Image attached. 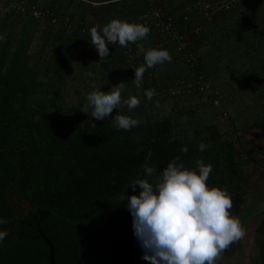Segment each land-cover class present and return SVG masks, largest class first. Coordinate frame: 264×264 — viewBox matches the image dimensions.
Instances as JSON below:
<instances>
[{
    "label": "trees",
    "instance_id": "16d2710c",
    "mask_svg": "<svg viewBox=\"0 0 264 264\" xmlns=\"http://www.w3.org/2000/svg\"><path fill=\"white\" fill-rule=\"evenodd\" d=\"M197 1L0 0V217L7 221L0 231L8 233L0 242V264H52L44 235L57 264H124L129 239L136 249L131 264H150L142 259L127 199H119L124 192L138 195L139 187L129 184L138 178L154 182L158 170L177 156L190 169L199 159L211 164L207 186L229 193L230 214L246 228L245 167L254 161L264 167V158L233 136L239 129L264 130V0L239 2L208 23L202 10L180 21ZM21 3L25 11L10 8ZM34 5L49 6L70 23L37 18ZM154 7L176 19L182 33L201 29L189 42V53L176 49L165 34L139 40L158 36L150 44L155 48L159 42L156 49H166L172 61L147 68L138 91L132 66L122 70L120 63V55L125 61L131 54L108 45L114 63L108 57L100 61L94 45L82 48L89 37L80 28L91 23L102 29L113 19L134 23ZM181 79L214 81L223 105L207 106L202 90L166 93ZM121 82L122 99L138 95L137 108L130 112L122 103L104 120L91 117V109L81 111L93 85L108 92ZM148 89L155 90L151 100L144 96ZM117 113L135 118L138 126L118 130L111 119ZM201 142L207 145L203 152ZM184 146L187 152L181 151ZM256 233L262 238L257 264H264V216ZM244 249L243 237L216 264H228L225 258Z\"/></svg>",
    "mask_w": 264,
    "mask_h": 264
},
{
    "label": "clouds",
    "instance_id": "9594fccd",
    "mask_svg": "<svg viewBox=\"0 0 264 264\" xmlns=\"http://www.w3.org/2000/svg\"><path fill=\"white\" fill-rule=\"evenodd\" d=\"M149 31L143 24L113 19L102 29L91 27L89 41L95 46L100 61H103L111 55L108 45L119 43L127 47L129 43L144 39ZM144 61L143 65L133 69L132 80L138 91L147 68L171 62L172 57L166 49L152 48L146 50ZM88 75L91 77L93 74ZM121 85L122 82L108 92L93 85L94 90L87 95V103L82 105L81 111L88 114L91 109V117L104 120L123 103L131 112L140 105V99L138 95L122 99ZM154 95V89L144 91L149 100ZM223 99L222 95L221 105ZM111 119L115 128L124 131L139 123L131 116L118 113ZM206 148L207 145L201 142L199 150L203 152ZM181 151L187 152V146ZM152 172L151 168H145L146 176H151ZM211 172V164L206 165L202 159L190 169L177 156L158 172L154 182L138 178L129 184L133 190L138 186L139 194L126 197L124 192L119 201L127 199L133 232L144 250L142 259L150 261V264H216L224 250L246 235L239 218L230 214L232 201L229 193L207 186ZM6 222L0 217V225ZM7 235V231H0V242Z\"/></svg>",
    "mask_w": 264,
    "mask_h": 264
},
{
    "label": "built area",
    "instance_id": "2783aa9c",
    "mask_svg": "<svg viewBox=\"0 0 264 264\" xmlns=\"http://www.w3.org/2000/svg\"><path fill=\"white\" fill-rule=\"evenodd\" d=\"M239 1L240 0H198L196 3L186 9L185 16L184 18H180V21L188 20L190 14L194 11L202 10L204 23H208L213 19V16L216 13L229 10L234 4L238 3ZM22 5H24V3H21V5L13 4L12 6H10V8H17V10L23 9L25 11L26 4L24 7H22ZM31 11L35 15V17L47 19L52 21L53 23H65L66 25L70 23V19L66 18L60 13L53 11V9L49 6H45L44 8H42L34 5ZM134 23H139L147 26L150 29L147 36L154 33L165 34L168 37H171L172 41L176 42V49L181 50L185 53L191 52L189 49L186 51L187 46L191 41L189 37L191 34L182 33L178 26V21L173 17L168 16L162 8H152L148 12L142 14ZM93 26L95 25L88 23L81 27L80 30H82L84 34L88 35L90 39L89 29ZM200 29L201 26L194 28L193 34H198ZM112 46L122 47L124 48L126 53H130L131 55L133 53L132 43H129L127 47H123L119 43H116ZM188 56L189 58H194L193 53ZM196 90L205 91L208 104L221 105L222 95L210 81H202L194 84L186 83V81H179L176 86L170 88L167 92L173 95H178L181 93L194 92Z\"/></svg>",
    "mask_w": 264,
    "mask_h": 264
},
{
    "label": "rangeland",
    "instance_id": "374dc122",
    "mask_svg": "<svg viewBox=\"0 0 264 264\" xmlns=\"http://www.w3.org/2000/svg\"><path fill=\"white\" fill-rule=\"evenodd\" d=\"M3 12V11H2ZM1 16V14H0ZM190 40L194 39L197 34L190 33ZM236 61H239V54L237 53ZM214 82V81H213ZM215 86V85H214ZM217 90L223 95L221 89ZM240 93L241 88H239ZM207 98H205V102ZM208 106V101H207ZM242 127L240 121H237L235 127ZM235 141H245L248 148L253 152L257 159L264 158V130L263 129H239L234 134ZM161 169L158 170V172ZM245 174L247 177L249 191V207L250 217L248 218V225L244 228L245 251L240 256L235 258H225L228 264H257L260 261L259 242L262 239L256 233L261 218L264 216V167L258 162L254 161L249 166L245 167Z\"/></svg>",
    "mask_w": 264,
    "mask_h": 264
},
{
    "label": "crops",
    "instance_id": "0c3cea01",
    "mask_svg": "<svg viewBox=\"0 0 264 264\" xmlns=\"http://www.w3.org/2000/svg\"><path fill=\"white\" fill-rule=\"evenodd\" d=\"M242 1H244V0H240V2H242ZM159 8H161V7H159ZM187 34H190V33H187ZM157 37L158 36L155 35V36L149 37L148 39H145L143 41H137L136 46H135V49L133 50V53L131 55V58L130 57H127V59L125 60L126 62L124 61V57L122 55H120V52H118L119 55H120V63H121V66L123 68L122 70L129 69V66H128L129 64H130V66H132L133 69H135L138 65H140V66L143 65L144 64V61H140V60L136 59V57L137 58H140V59L144 58V55H145L146 50L153 48L152 47L153 45L150 44V42L157 40ZM89 40L90 39L88 38V39H86V41H84V44L82 45V48H86V50H90L93 47V45L91 44V42ZM154 44H155V48H156V46L158 48L160 47L159 46V42H155ZM95 51L97 52L96 49H94L92 52L94 53ZM115 54H117V53H114V55ZM115 58H116L115 56L110 55L107 58V60L114 63ZM143 79H145V76H143ZM207 80L210 81V82H212L215 85V83L212 80H210V79H207ZM144 81L145 80H143V82ZM180 81H185V80L184 79H181ZM199 82H201V80Z\"/></svg>",
    "mask_w": 264,
    "mask_h": 264
},
{
    "label": "water",
    "instance_id": "95a60500",
    "mask_svg": "<svg viewBox=\"0 0 264 264\" xmlns=\"http://www.w3.org/2000/svg\"><path fill=\"white\" fill-rule=\"evenodd\" d=\"M126 235H127V237H129V232L128 231L126 232ZM44 237L47 239V241L50 244L51 249H52V251H51V262H52V264H57L56 260H55V249H54V246L51 243V241L46 237V235H44ZM129 242H130V245H131V251H130L129 255L127 256V259H126L124 264H131L132 260H133V257L135 255V252H136V249H135L131 239H129ZM79 264H81V262Z\"/></svg>",
    "mask_w": 264,
    "mask_h": 264
}]
</instances>
